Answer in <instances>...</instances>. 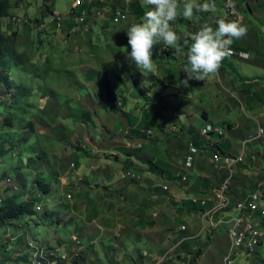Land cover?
Masks as SVG:
<instances>
[{"label":"crops","instance_id":"1","mask_svg":"<svg viewBox=\"0 0 264 264\" xmlns=\"http://www.w3.org/2000/svg\"><path fill=\"white\" fill-rule=\"evenodd\" d=\"M76 1L69 10L60 13L65 19L61 25H57V31L54 29L57 37V54L60 55V58L65 59L61 62L68 66V70L73 68V70L82 73L80 76H74L88 80V86L91 89L86 90L81 83L77 85L73 83V86L69 84L71 89L78 86L81 91L77 88L78 91L74 92L69 101H64L60 105L62 109L68 108L71 111H74L71 106H78L76 111H83L82 116L85 113L99 112L98 116L102 115V118H105L106 135L103 141L108 145V154L113 153L117 157L118 155L124 156L114 162L117 166L113 167V172L103 168L98 174L93 165H90L88 158L85 159L88 163L85 164V161H82L77 167L79 176L85 177L89 182V174L93 172L100 175L98 178H105L111 182L110 186L113 188L110 189L108 197L109 200L113 199V208L105 217L106 220L101 221V218H96L97 213L95 212L102 205L99 198L104 194L95 193V191L89 192L92 187L89 184L83 188V184L80 186L81 189L78 193L81 195L78 197L77 203L66 204L64 213L59 214L57 210H53L54 215L62 220V225H68L71 230L74 229L73 226L76 228L82 226L83 230H90L93 237L100 230H109V227L104 225L106 221L108 224H112V221L117 220L118 231L114 234V237L117 235L118 238L117 246H112L113 243L108 241L110 246L90 247L89 238L84 239L88 247L84 251L83 260L78 264H126L142 260L144 252L150 256L149 260H154L163 255L177 242L178 238L183 236L179 228V232H173L172 230L168 231L167 227L163 230L154 225V228L149 227V231L146 232L144 229L135 230L133 215L128 212L130 207L127 206V201L123 202L125 199L120 198L123 195L126 198L128 193L122 185L123 181L119 182L118 176L120 179V168L124 166L123 162L130 165H134L133 162H135L140 165L143 164L141 157L144 156L162 169V173L166 177H172L171 182L166 184L169 188L167 196H163L164 198L158 205L165 210H172V212H175V208L186 206L194 208L198 213L197 228L196 224L192 223V226L189 227L190 232L185 233L187 236H192L193 239L184 244L188 245L190 249L192 248V251L201 247V256L195 264H224L231 245L228 236L229 226L222 227L218 231H207L196 238L201 229L200 209L191 203V199L213 197L221 183L224 172H217L213 168L212 153L216 151L231 155L240 153L243 143L247 139V133L251 130H254L255 133L259 123L264 125L263 82L255 81L254 78H241L239 81L234 72V62L262 64L264 39L261 35L264 23L251 24L254 19L251 15L259 18L263 16L257 13L258 8L256 7L264 6V0L236 1L237 8L244 15L246 32L239 39H234L232 46L238 51L250 53L251 59L244 61L235 56L228 57L222 63L227 61L229 67L221 63L218 73L210 74L205 80H188L187 84L181 83L187 78V74L183 70L188 66V48L184 44V40H190L191 35L204 25L215 28L219 20L230 21L223 11L226 0H194L201 6L208 4L209 9L207 11L194 9L191 17H185L182 14L185 0H177V17L174 22H171V28L178 35L177 44L171 47L163 43L155 45L152 57L154 60L153 69L151 72L144 73L134 64L128 62L125 52L131 50L130 47H127L126 31L131 24L140 22L144 13L149 10L150 6L147 0H79L80 6L74 8ZM245 6H248L250 11L248 17L244 14ZM116 9L127 11L128 20L115 23L113 12ZM122 62L125 63L124 68L127 74L121 72L122 74L115 76H100V68H105L106 64ZM102 71L105 72L104 69ZM126 77L129 79L128 86L125 85ZM111 79H118L124 84V87H118L114 92L109 88L105 94L106 85L104 82L110 86L112 85L109 83ZM78 92H82L83 95L78 96ZM118 96L120 97L117 98ZM235 96L252 102V104L259 102L258 105L250 106L252 109L255 108L253 110L256 113L255 122H250L245 114L243 116L237 114L242 107ZM65 103H69L71 106L65 108L62 106ZM121 110L123 111L122 115L117 114L116 111ZM135 113L138 114L137 120ZM231 116H234L236 121L231 120ZM115 119H121L124 122L123 128L118 132L113 123ZM208 123L223 128L226 132L225 137L221 138L217 133H211L208 137L203 136L201 130ZM139 134H143L146 138L140 137ZM147 139L148 144L146 143ZM140 142L143 143V149L134 148V146L141 145ZM191 143L197 145L200 151L192 169L187 172L185 159L189 154ZM129 149L138 152L141 156L140 159L126 156L124 153ZM246 152L248 157L253 160L257 159L259 153H262L264 157V143L256 142L249 149L246 147ZM131 158L133 162L128 161ZM185 173L188 175V180L182 182L180 178ZM71 181H73L72 184L75 185L74 189L77 193L79 185L74 184L72 178ZM95 186L93 189H97ZM115 188L117 189L115 190ZM150 202L153 203L152 210H154L158 206L157 202L151 200ZM106 207L108 208L107 203ZM100 222L103 227L100 226ZM9 227L13 234L17 233L18 225L13 224ZM192 227L197 230L191 231ZM24 229L28 232L27 228ZM27 232L24 237H20L18 240L21 242L24 239L26 242V246L21 245L19 249H25L24 252L28 257L26 236L29 232L28 234ZM133 233H136V236H132ZM68 239V236L65 238L57 236V245ZM97 242L95 239L92 244L95 245ZM184 245L179 249L178 257L167 264H181L185 259L191 257ZM257 253L252 259L248 261L242 259L238 264L262 263V261H258ZM184 257L185 259L182 260Z\"/></svg>","mask_w":264,"mask_h":264},{"label":"rangeland","instance_id":"2","mask_svg":"<svg viewBox=\"0 0 264 264\" xmlns=\"http://www.w3.org/2000/svg\"><path fill=\"white\" fill-rule=\"evenodd\" d=\"M7 1L10 8L8 10V17L3 19L4 29L7 32L16 31L19 33L18 43L20 48L29 52L32 61L40 66L41 71L36 74H31L29 71V73H23L18 69L13 70L10 77L15 83V86L12 89H8L3 85L0 86V101L4 102L3 106L0 107V199L9 201L13 198H18L20 202L28 201L33 202L35 206L39 204L43 205V211L41 213H37L33 218L28 217L23 221L24 228H27L29 232V234L27 232L28 235L26 236L27 241L35 240L45 246H55L57 245V236H60V238L68 236L70 238L74 234L82 239L85 249L88 245L84 239L88 238L89 241H87L90 243V247H100L101 245L110 246L108 241L113 243L112 246H117V235L114 237V234L118 231L116 225L117 220L112 221V224H108V221H106L104 225L109 227V230H100L93 237L92 232L86 229L83 230L82 226H79V228L73 226L74 229L71 230L68 225H62V220L57 215H54L53 212V210H57L59 214H62L64 213L66 204H76L78 197L81 195V193H78L81 189L80 186L83 184V188L89 184L92 185L91 191L89 192L95 191V193L104 194L103 197L99 198L102 205L95 212L97 213L96 218H101V221L106 220L105 217L113 208V199L109 200L108 197L111 192L110 189L113 187L110 186L111 182L107 179L98 178L100 176L98 174L103 168H105L104 170L113 172V167L115 168L117 166L114 162L118 161L120 157H124L123 155H118L117 157L113 153L108 154V145L103 141L106 135V131L104 130L105 118L103 119L102 115H100L101 117L98 116L99 112L89 113L91 120L87 122L81 115L83 111H76L78 106H71L69 103H65L62 105L63 107L67 108L71 106L74 111L68 110V108L66 110L61 108L60 104L62 102L69 101L74 95V92L81 89L78 86V89H71L69 84L73 86V83L75 85L81 83L86 90H90L91 88L88 86V80L74 76H80L82 73L73 70V68L68 70V66L61 62L65 59L60 58V55L57 54V37L55 32V30L57 31V24L47 25L44 30L39 31L35 27L27 26V24L22 22L25 18L33 23L34 19L44 18L45 21H48L51 15H53L50 14L52 10L53 13H64L71 8L75 0ZM243 2H247V0H243ZM256 8H258L257 13L263 16L259 18L251 15L254 18L251 24L254 25L257 22L264 23V6ZM244 9V14L247 17L250 16L248 6H245ZM261 37L264 39V30L262 31ZM262 50L264 51V48ZM253 59L255 61V58ZM261 63L260 65H255L254 62H234L236 77H238L239 81L241 78H254L255 81L261 80L264 84V55H262ZM222 65L229 67L227 61L222 63ZM104 67L100 68V76L103 75V77L106 75L115 76L116 74H122L121 72L127 74L124 68V62L119 64H106ZM45 68L48 70L45 71ZM103 69L105 72L102 71ZM48 71L50 72L48 73ZM128 80L126 77V86L129 85ZM109 83L112 85L108 86L107 82H104L106 85V88H104L105 94H107L109 88L114 92L116 88L124 87V84L118 79H111ZM28 85L32 88L31 93L27 90ZM21 90L23 92L25 91V95L23 93L22 97L19 94L17 95L18 91L19 93L22 92ZM262 91L264 93V88H262ZM81 94L82 92H78V96H81ZM235 99L239 101L240 107H242L237 114L239 116L245 114L250 122H255L256 113L253 111L255 108L252 109L250 106L258 105L259 102L252 104V102L244 101L241 97L238 98V96H235ZM262 99L264 100V94H262ZM17 102H23V104L18 107L11 106V104L15 105ZM11 112L15 116L14 125L12 127L5 126V120ZM116 112L119 115L123 113L122 110ZM134 115L137 120L138 114L135 113ZM231 120H234V116H231ZM113 123L117 132L123 128V120L115 119ZM260 127L264 129V125H260ZM256 133L257 131L254 133V130H251L246 135L247 139L249 135ZM139 135L142 138H146L143 134ZM140 143L141 145L134 146V148L142 150L143 143ZM146 143H149L148 139ZM252 145L254 143H250L246 147L249 149ZM28 148L34 149L36 156L34 163L29 167L22 161V156L28 157ZM124 154L129 157H135V159H140L141 157L138 152H133L130 149ZM144 157H141L144 165L136 164L132 158L128 159V161L133 162L134 165L126 162L122 163L124 166L120 168V176L124 175V173L125 175L132 173L134 175L133 178L119 179L118 176L119 182L123 181L122 185H124L125 191L128 193L126 198H124L125 195L120 196V198L125 199L123 202L127 201V206L130 207L128 212L133 215L135 230L144 229L146 232L149 231V227L154 228L153 226L155 225L158 226L156 227L158 229L165 230L167 227L168 231L179 232L178 228L180 230L181 226H186V232H190L189 227L192 226V223L196 224L197 220L199 222L197 211L194 208L180 206L181 208H175V212H172V210H165L158 205L161 199L167 196L168 189L166 190V187L168 186L166 184L171 182L172 177H166L162 173V169L158 168L152 160H149L146 156ZM86 158H88L89 163H91L90 165H93V168L98 174L95 172L89 174L91 183L88 179L82 177L83 181L77 187V193H75V185L71 181L75 172L69 170L70 165L74 163L78 167L82 161H85L84 163L86 164L88 163L85 160ZM245 163V165H241L236 169V174L238 175L235 176L236 182H234L231 190V194L237 198L240 195L243 196L256 191L258 184L264 182V157L262 153H259V156L257 155V159L255 160L247 157ZM77 171L78 169L76 173ZM110 175L112 176V174ZM9 176L13 177L19 187L17 192L6 187L5 182ZM223 177L225 176L221 177L222 180ZM39 181L50 186L51 192L45 193L40 188ZM236 183L237 186H235ZM94 185H96L95 187L97 189H93ZM65 193L71 194L72 198L68 199L67 196L64 197L63 194ZM150 200L157 202L158 206L154 204L156 206L154 210H152L153 203ZM106 203L108 204V208L106 207ZM147 211L149 212L148 214ZM193 220L195 222H192ZM100 223V226L103 227L102 222ZM261 226L264 231V220L261 222ZM4 227L0 226L1 239L4 236L7 237V234H9L6 233L4 235ZM195 230H197L195 227L191 228V231ZM20 233V231H17L16 234L11 233V236L18 237ZM25 234L24 232L22 237ZM135 234L133 233L132 236H136ZM112 237H114L113 240ZM95 239L98 242L94 245L92 242ZM19 241L8 240L3 243L4 245L0 247V264H29V255L28 257L23 256L27 254L24 252L25 249H19L21 245L25 247L26 242L24 239L21 242ZM184 248L190 253L191 257L187 259L184 257L182 260L185 259L184 262L186 264H191L193 258L201 251V247L193 251L188 245H184ZM257 254L259 255L258 261H262L260 264H264V242L260 245ZM84 256L85 254L83 252L81 259L76 264L82 261ZM131 263L133 262L131 261Z\"/></svg>","mask_w":264,"mask_h":264},{"label":"built area","instance_id":"3","mask_svg":"<svg viewBox=\"0 0 264 264\" xmlns=\"http://www.w3.org/2000/svg\"><path fill=\"white\" fill-rule=\"evenodd\" d=\"M237 0H226L224 3L223 11L230 18V20L238 19L242 24L244 23V15L240 9L236 6ZM81 2L76 1L75 7L80 6ZM128 13L122 9H116L113 12V21L120 23L128 20ZM65 17L60 13H54L48 21L41 23H33L29 19L25 18L22 22L27 26L35 27L36 30H44L47 25L57 24L61 25ZM236 57L244 61L251 59V54L247 52L238 51L232 44L230 51L226 57L222 60H226L228 57ZM221 62V63H222ZM219 70V68H218ZM218 70L216 71L218 73ZM257 133L251 135L243 143V148L240 153L236 155L226 154L221 151L212 153L211 164L217 172H224L222 182L214 192L211 198H192L191 203L200 209V222L201 229L196 238H199L207 231H218L220 228L229 226L228 236L230 239V247L227 255L224 259V264H238L242 259L248 261L255 253H257L260 245L263 243L264 231L261 226V222L264 220V182H260L257 186V190L248 193L243 199L238 202H232L231 190L233 187L234 177L236 169L240 165L246 162L247 152L246 145L250 143L262 142L264 143V129L258 126ZM211 133H217L219 137H225V130L219 125L212 123L207 124L201 130V134L208 137ZM200 149L194 143L190 144L189 154L185 159V170L188 172L192 169L196 156ZM71 171H74L73 180L76 185H80L83 178L76 173L77 166L72 163L70 165ZM132 173L120 176V179L133 178ZM182 182H187V173L183 174L180 178ZM6 187H9L12 191L19 189L15 180L12 177L6 179ZM169 189L166 187V190ZM68 199L72 198L71 194H63ZM3 205V200L0 199V208ZM43 211V205H36L35 212L41 213ZM233 212V214H232ZM28 218V217H25ZM18 231L21 233L18 237H12L13 231L11 227H4L3 239L0 238V247L3 246L6 241H17L22 237L24 233L23 222H18ZM187 231L186 226L180 227V233L185 234ZM193 239L192 236H182L177 242L169 248L163 255L158 256L154 260H149L150 256L147 252L142 255V260L135 261L133 263L126 264H167L168 262L178 257V251L184 243ZM28 255L29 264H76L82 257L85 247L82 243V239L76 235H72L64 244L58 246H45L35 240H29ZM24 256V255H23ZM181 264H186L181 262Z\"/></svg>","mask_w":264,"mask_h":264},{"label":"clouds","instance_id":"4","mask_svg":"<svg viewBox=\"0 0 264 264\" xmlns=\"http://www.w3.org/2000/svg\"><path fill=\"white\" fill-rule=\"evenodd\" d=\"M147 3L150 8L144 13L141 21L131 24L126 31L128 37L127 47L131 49L125 52L126 59L142 73L151 72L153 69L154 60L152 57L155 45L163 43L171 47L175 46L178 41L177 33L171 28V22H174L177 17V0H147ZM194 9L207 11L209 5L204 4L201 6L196 4L194 0H185L183 16L191 17ZM245 32L246 26L238 19L219 20L215 28L204 25L191 35L190 40L185 39L184 44L188 48V66L183 71L187 74V78L181 83L187 84L188 80L191 79L205 80L207 76L214 74L230 51L234 39H239ZM24 220L26 218L14 224L18 225V222ZM24 232L27 231L24 229Z\"/></svg>","mask_w":264,"mask_h":264},{"label":"trees","instance_id":"5","mask_svg":"<svg viewBox=\"0 0 264 264\" xmlns=\"http://www.w3.org/2000/svg\"><path fill=\"white\" fill-rule=\"evenodd\" d=\"M10 5L7 0H0V86L3 85L8 89H12L15 86V83L12 81L10 74L13 70H19L20 72H31V74H36L41 71L40 66L37 63L32 61V58L27 50H22L18 43L19 33L16 31L7 32L4 29L3 19L8 17V10ZM53 14V10L50 12ZM44 21L43 19H34V23H41ZM154 49V48H153ZM48 69L45 68V71ZM28 72V73H29ZM50 71H48L49 73ZM31 76V75H30ZM27 90L31 93L32 88L30 85L27 86ZM23 90V89H22ZM21 90V91H22ZM25 95V91L17 92V95ZM30 95V94H28ZM28 95H26L28 97ZM4 102L0 101V107L3 106ZM23 102H17L15 105L11 104L12 107H18ZM21 117V115H19ZM83 118L85 120L90 121L91 115L84 114ZM15 116H13V112L5 120V126L12 127L14 124ZM28 157L22 156V161L26 166H30L34 163L36 156L35 150L32 148H28ZM247 161V160H246ZM243 163L242 165H245ZM241 166V165H240ZM236 174L235 176H237ZM12 177V176H9ZM13 178V177H12ZM234 182H236V177H234ZM233 182V185H234ZM40 188L44 190L45 193H50V186L38 182ZM237 186V183L235 184ZM233 188V187H232ZM254 192V191H253ZM248 194V193H247ZM246 194V195H247ZM246 195L240 197H235L233 194H230L232 202H238L243 199ZM36 215L35 212V204L33 202H20L18 198H13L9 201L3 200V205L0 208V226H8L13 225L17 221L25 217H34ZM201 256V253L198 252L197 255L193 258L191 264H195L198 258Z\"/></svg>","mask_w":264,"mask_h":264},{"label":"bare ground","instance_id":"6","mask_svg":"<svg viewBox=\"0 0 264 264\" xmlns=\"http://www.w3.org/2000/svg\"><path fill=\"white\" fill-rule=\"evenodd\" d=\"M126 12H127V11H126ZM54 13H55V12H54ZM54 13H53V14H54ZM127 13H128V12H127ZM51 16H52V15H51Z\"/></svg>","mask_w":264,"mask_h":264}]
</instances>
